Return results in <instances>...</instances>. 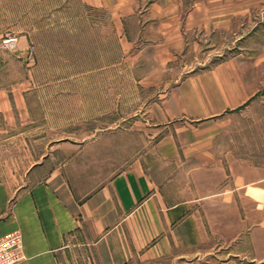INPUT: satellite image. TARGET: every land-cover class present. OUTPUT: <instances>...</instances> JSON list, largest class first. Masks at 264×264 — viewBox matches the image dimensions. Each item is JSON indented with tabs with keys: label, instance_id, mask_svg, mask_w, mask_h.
Returning a JSON list of instances; mask_svg holds the SVG:
<instances>
[{
	"label": "rangeland",
	"instance_id": "374dc122",
	"mask_svg": "<svg viewBox=\"0 0 264 264\" xmlns=\"http://www.w3.org/2000/svg\"><path fill=\"white\" fill-rule=\"evenodd\" d=\"M219 68L235 103L157 124L149 105ZM0 90L65 134L125 119L126 162L190 191L218 256L264 238V0H0Z\"/></svg>",
	"mask_w": 264,
	"mask_h": 264
},
{
	"label": "crops",
	"instance_id": "0c3cea01",
	"mask_svg": "<svg viewBox=\"0 0 264 264\" xmlns=\"http://www.w3.org/2000/svg\"><path fill=\"white\" fill-rule=\"evenodd\" d=\"M229 80L222 68L195 76L149 108L157 124L205 118L236 102ZM31 98L0 90V235L21 230L18 264H264L256 232L218 256L190 191L126 162L125 119L65 134Z\"/></svg>",
	"mask_w": 264,
	"mask_h": 264
},
{
	"label": "built area",
	"instance_id": "2783aa9c",
	"mask_svg": "<svg viewBox=\"0 0 264 264\" xmlns=\"http://www.w3.org/2000/svg\"><path fill=\"white\" fill-rule=\"evenodd\" d=\"M16 37H9L7 43H16ZM24 239L20 229L0 235V264H18L25 258Z\"/></svg>",
	"mask_w": 264,
	"mask_h": 264
}]
</instances>
